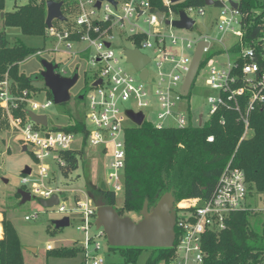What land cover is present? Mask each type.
Segmentation results:
<instances>
[{
    "label": "built area",
    "instance_id": "built-area-1",
    "mask_svg": "<svg viewBox=\"0 0 264 264\" xmlns=\"http://www.w3.org/2000/svg\"><path fill=\"white\" fill-rule=\"evenodd\" d=\"M98 1L99 6L96 5ZM112 1L69 0V15L64 14L62 8L61 11L65 16L63 21L69 19L70 26L58 28L52 23L51 27H46V39L51 40V45L44 46L45 48L35 53L38 56L56 53L76 55L92 49L88 63L95 67L98 74L87 82L88 90L83 98L87 103V111L75 117L82 128L67 129L74 124V119H69L64 126L49 127L48 121L45 126L35 123L26 112L42 114L37 110L49 107L52 104L51 97L46 96L44 101L35 99L36 91L21 88L8 73L0 79V115L11 127L17 129L23 146H31L37 162L36 170L33 171L30 167V173L22 177V183H29L30 190L26 191L39 199L58 195V204L55 205L58 212L69 211L79 215L80 224L77 229L83 233V239L78 245L81 264L105 263L104 257L99 253L101 247L98 242L105 235L94 225L96 206L91 194L77 190L76 193H81V197L75 199L73 195L72 206L67 208L61 201L68 197V190L51 184L53 168L58 169V174L62 176L61 168L70 159L63 154L64 151H73L71 158L77 162L76 169L86 161L89 149H94V153L100 156L109 155V162L100 175L103 178L98 179L96 184L103 185V190L113 191L115 195L122 192L124 131L135 125L125 111L130 109L144 114L143 109L149 106L151 98H155L158 112L157 121L153 124L156 128L188 125L189 109L185 112L179 109V102L184 97L181 87L200 42L205 44L196 75L201 67L208 66L212 57L225 55L226 61L222 67L208 66L204 83L213 94L207 97V118L203 121L201 116L199 123L198 117L197 123L201 125L220 109L234 111L243 125V139L250 133L251 111L259 108L264 115L263 7L243 9L240 0H211L210 5L203 2L202 6L190 5L175 11L172 6L184 0H162L163 10L153 8L150 0ZM208 6L217 9V14L210 20V26L214 27L216 35L206 32L184 38L171 32L166 33L172 29L192 30L196 25V17L204 16ZM181 11L192 20L191 28H176L171 25V21L179 19ZM159 13L162 15L161 19L158 18ZM115 38L131 45L121 46L117 54ZM177 47L179 53L175 52ZM125 49H138L149 57L144 66L147 69L145 79L140 78V70H135L126 61ZM187 51H191L190 55L185 53ZM121 59L133 68L136 77L121 65ZM49 61L58 63L55 60ZM152 62L155 74L149 97L144 82H149L148 65ZM57 72L61 76H67L60 66ZM98 80L100 82L94 85ZM129 101L135 107L121 106L123 102ZM212 140V136L207 137V141ZM253 192L248 187L244 172L232 164L231 158L221 170L210 198L188 197L176 201L175 239L168 264H210L203 247L205 235L218 234L225 229L231 213L252 209L246 204V199ZM259 195L264 198V192ZM36 217V212L24 216L25 220ZM2 234L0 221V239ZM52 248L51 245L46 246V250Z\"/></svg>",
    "mask_w": 264,
    "mask_h": 264
},
{
    "label": "trees",
    "instance_id": "trees-1",
    "mask_svg": "<svg viewBox=\"0 0 264 264\" xmlns=\"http://www.w3.org/2000/svg\"><path fill=\"white\" fill-rule=\"evenodd\" d=\"M47 0H26L13 10H5V0H0V79L5 73L14 78L21 88L31 90L32 80L19 72L18 65L39 49L27 46L20 38L8 44L5 28L16 27L25 36L44 37L46 35ZM62 1L65 5L69 0ZM153 8L163 10L162 0H150ZM204 0H184L173 5V9L186 6H202ZM241 8L263 7L264 0H240ZM64 13V11H63ZM53 23V22H52ZM54 25V24H53ZM50 96L49 91H47ZM51 97V96H50ZM1 117V115H0ZM69 130L82 128L75 117ZM1 121V120H0ZM223 122V123H221ZM250 133L241 139L243 125L237 113L220 109L201 125L194 122L190 112V122L184 127L156 128L153 123L143 121L124 131L125 162L123 168V205L118 213H138L145 199L148 206L155 204L161 194L172 191L175 202L188 197H211L218 176L225 164L232 158V164L245 175L250 190L264 192V115L255 108L249 115ZM1 127V126H0ZM212 136L211 142L207 137ZM63 154L68 163L61 168L64 178L76 170L77 162L71 158L73 151ZM73 157V156H72ZM77 177V176H76ZM111 205L115 204L113 191L103 190V185L93 190ZM252 209L231 213L226 227L218 234L208 233L203 240L210 264H261L264 253V213L258 220ZM0 264H27L22 255V245L17 231L4 213L1 220ZM117 250L125 264H136L143 247H108ZM144 264H168L173 247L150 248ZM78 247H58L47 251L55 258H74L80 254Z\"/></svg>",
    "mask_w": 264,
    "mask_h": 264
},
{
    "label": "rangeland",
    "instance_id": "rangeland-1",
    "mask_svg": "<svg viewBox=\"0 0 264 264\" xmlns=\"http://www.w3.org/2000/svg\"><path fill=\"white\" fill-rule=\"evenodd\" d=\"M26 0H5V10H13L14 7L25 3ZM204 16L196 17V25L192 30L184 29H172L166 33H173L179 37H191L192 35H198L199 33H209L210 35H216L214 27L211 28L210 20L213 15L217 14L215 7H206ZM64 14L69 15L67 4L62 7ZM141 22V20H140ZM54 26L58 28H65L70 26V20L60 21L53 20ZM2 27V21L0 19V29ZM168 30V29H166ZM165 32V31H164ZM6 39L8 44H12L16 38H20L27 46L43 49L44 46H50L51 40L38 36H25L20 33L16 27L5 28ZM115 51L118 54V49L121 46H130L129 42L121 41L119 38L114 40ZM92 49L86 52L76 55H65L64 53L56 54H44L38 56L33 54L21 61L18 65L19 72L23 73L27 78L32 79V91H36L35 99L44 101L48 96V89L44 86L42 79L39 77L42 70L40 64V58L47 60H55L59 63V66L63 68L65 74L70 76L75 70L78 72V79L76 83L70 88V99L61 104H52L43 109L37 110L47 116L48 126H64L69 121V117H76L82 115L87 111V103L84 99H79L77 96L87 89V82L92 76L97 75L98 71L95 67H92L89 63V54ZM146 52H148L146 50ZM175 52H180L179 47ZM191 51L185 52L190 55ZM226 61L225 55H218L212 57L208 66L215 65L216 67L224 66ZM121 65L131 74L136 77L133 68L121 59ZM208 66L201 67L197 73L190 91L187 96L179 102V109L181 112H185L187 109L191 112L194 122L197 123L199 115L202 116L203 121L208 116V103L207 97L213 94V91L205 85V78L208 73ZM150 73L149 82H144L149 92V97L153 90V78L155 74V65L150 63L148 65ZM10 76V75H9ZM19 84V83H18ZM20 86V85H19ZM124 106H133L129 102H123ZM135 107V106H133ZM145 121L155 123L157 121L158 105L155 98L150 99L148 107L144 109ZM0 221L5 216L13 223L17 234L19 236L20 243L22 245L23 259L27 264H81V253L74 258H55L47 255L46 246L51 245L54 249L58 247H78L82 241L83 233L77 229L80 224L79 215L75 212H58L57 206L50 208H44L39 203V198L32 196L30 200L20 203V196L17 194V189L22 188L24 190H30V185L22 183V177L25 176L22 170L25 166L31 167L33 171L37 168V162L31 152V146H27L25 150L22 149L23 144L19 138V134L16 128H13L9 123L0 117ZM95 152H98L95 150ZM109 155L100 156L94 153V149L87 151V159L83 161L78 169L70 173L67 178H63L58 174V169L53 168L51 179L52 185H59L68 190V197L61 202L67 206H72V196L74 198H80L81 193H76L77 190H83L87 194L93 195V190L99 188L96 184L98 179L103 178L101 172L106 168L109 162ZM49 164L50 161H48ZM77 176V177H76ZM6 179L7 182L3 180ZM70 190H75L71 192ZM252 193L251 197L246 199V204L252 208L256 215L252 216V220H258L262 216V210H264V198L258 193ZM72 193V195H71ZM123 205L122 192L116 194L114 208L119 211ZM36 212L37 217L30 220H25V215H30ZM123 215H128L134 222L140 219L138 213L124 212ZM69 217V224L64 227L56 228L54 221L64 217ZM91 230L95 231V228ZM100 244L99 253L104 257V264H125L117 250L108 249L109 245L106 238L102 237L98 239ZM34 247V251L28 250L26 247ZM52 248V249H53ZM150 248L143 250L140 254L136 264H144L147 255L150 253ZM158 264H164L159 262ZM261 264H264V253L262 256Z\"/></svg>",
    "mask_w": 264,
    "mask_h": 264
},
{
    "label": "water",
    "instance_id": "water-1",
    "mask_svg": "<svg viewBox=\"0 0 264 264\" xmlns=\"http://www.w3.org/2000/svg\"><path fill=\"white\" fill-rule=\"evenodd\" d=\"M113 2L112 0H109ZM177 2L179 0H170ZM205 4H212L211 0H204ZM100 1L96 3L99 6ZM45 25L51 27L54 19L63 21L65 16L62 14V1L47 0ZM3 13L0 14V17ZM158 18L162 15L159 13ZM168 23V21H166ZM171 25L176 28H191L192 20L181 11L179 19L171 21ZM205 43L200 42L193 53L189 69L184 77L181 93L187 96L192 83L195 79L197 69L200 64L202 47ZM124 55L126 61L131 63L135 70H140V78L145 79L147 69L144 68L149 61V57L141 53L138 49H125ZM42 70L39 77L42 79L44 86L48 89L51 100L55 104H61L70 99V88L78 79V72L75 70L70 76H61L58 70V63L40 58ZM30 79V78H29ZM32 80V79H31ZM98 80L94 85H96ZM88 89L82 91L79 99H83ZM28 117L37 124L46 125L47 118L45 114H36L31 111L26 112ZM126 116L134 122L136 126L141 125L144 121V114L141 111L134 112L130 109L125 111ZM201 115H199V123ZM26 149L25 146L22 147ZM30 167L25 166L22 170L24 175L30 173ZM7 182L6 179L3 180ZM20 196V203L31 199V194L22 188L17 189ZM94 205L96 206L94 225L101 229L105 235L106 241L110 247H143V248H169L172 247L175 239V198L172 191H166L159 196L157 201L151 207L148 206V200L145 199L141 210L138 212L140 219L134 222L128 215L121 216L114 208V205L106 203L101 196L91 195ZM58 195L53 194L49 198L39 199V203L44 208H50L58 204ZM55 227L60 228L69 224V217L64 216L54 221ZM34 251V247H26Z\"/></svg>",
    "mask_w": 264,
    "mask_h": 264
},
{
    "label": "flooded vegetation",
    "instance_id": "flooded-vegetation-1",
    "mask_svg": "<svg viewBox=\"0 0 264 264\" xmlns=\"http://www.w3.org/2000/svg\"><path fill=\"white\" fill-rule=\"evenodd\" d=\"M77 98H78V96H77Z\"/></svg>",
    "mask_w": 264,
    "mask_h": 264
}]
</instances>
